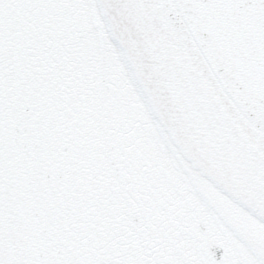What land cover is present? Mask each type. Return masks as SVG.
<instances>
[{
  "label": "snow or ice",
  "instance_id": "1",
  "mask_svg": "<svg viewBox=\"0 0 264 264\" xmlns=\"http://www.w3.org/2000/svg\"><path fill=\"white\" fill-rule=\"evenodd\" d=\"M0 264H264V0H0Z\"/></svg>",
  "mask_w": 264,
  "mask_h": 264
}]
</instances>
